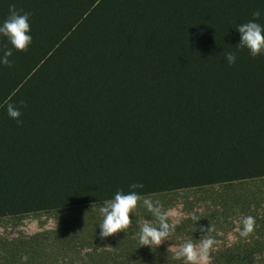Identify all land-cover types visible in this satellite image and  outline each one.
Returning a JSON list of instances; mask_svg holds the SVG:
<instances>
[{"label": "trees", "instance_id": "trees-1", "mask_svg": "<svg viewBox=\"0 0 264 264\" xmlns=\"http://www.w3.org/2000/svg\"><path fill=\"white\" fill-rule=\"evenodd\" d=\"M12 3L31 13L32 43L0 34V57L13 52L0 64V218L264 178V54L240 49L236 29L257 9L264 26V0H0V24ZM6 243L1 264H19L26 242ZM124 257L156 264L140 247Z\"/></svg>", "mask_w": 264, "mask_h": 264}, {"label": "rangeland", "instance_id": "rangeland-1", "mask_svg": "<svg viewBox=\"0 0 264 264\" xmlns=\"http://www.w3.org/2000/svg\"><path fill=\"white\" fill-rule=\"evenodd\" d=\"M145 198L158 202L162 211L169 213L170 223L180 221L168 240L158 246L139 243L143 223H155L152 213L142 203L131 214L133 225L127 231L101 239L99 225L94 228L103 219L99 213L103 203H98L78 209L0 218V264L8 250L4 244L7 242L9 246L19 240L26 242V249L20 256L16 254L20 257L19 264H128L125 254L131 255L139 247L146 256L153 254L156 264H181L186 261L177 259L176 251L187 241L198 245L208 237L215 241L209 252V264H226L223 254L228 250L255 253L253 260L241 264H264V178L228 187L183 189ZM193 214L200 219L192 220ZM247 216L254 218V229L247 237H241L242 218ZM201 225L205 229L211 227L212 231L201 232Z\"/></svg>", "mask_w": 264, "mask_h": 264}, {"label": "clouds", "instance_id": "clouds-1", "mask_svg": "<svg viewBox=\"0 0 264 264\" xmlns=\"http://www.w3.org/2000/svg\"><path fill=\"white\" fill-rule=\"evenodd\" d=\"M30 16L31 13L18 9L16 4L12 3L9 5V15L0 24V34L7 37L11 45L18 51L27 52L32 43V36L29 34L31 31ZM260 16V10H254L252 20L236 26L241 34L238 43L240 49L247 48L253 58L264 54V26L256 22ZM12 55V48L5 47L3 56L0 57V64L12 67L13 62L9 59ZM224 58L231 66L236 63L237 55L234 52H228ZM20 105L26 107L24 101H21ZM7 112L18 124L23 123L20 119L22 112L19 107L7 103ZM129 187L140 189L144 186L142 183H132ZM141 203L152 213L155 223L153 221L143 223L139 234L140 245L152 246L154 244L158 246L164 240H168L180 221L176 220L174 223H170L169 213L162 211V206L158 202L154 203L150 199L142 197L136 191L125 193L123 190L117 191L114 198L103 201V205L99 206V213L103 217L102 222L99 224L101 229L100 238L105 239L120 231H127L133 225L131 214L136 211ZM191 219L198 221L200 218L193 214ZM242 224L243 228L239 234L241 237H247L254 229L255 220L252 216L243 217ZM205 230L209 233L212 228L205 229V226L201 225L200 231L204 232ZM214 243L215 241L211 237L201 240L198 245L192 241H187L176 251V258H183L186 264H209V252Z\"/></svg>", "mask_w": 264, "mask_h": 264}]
</instances>
